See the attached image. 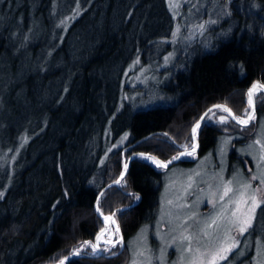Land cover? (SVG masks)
<instances>
[{
    "label": "trees",
    "instance_id": "16d2710c",
    "mask_svg": "<svg viewBox=\"0 0 264 264\" xmlns=\"http://www.w3.org/2000/svg\"><path fill=\"white\" fill-rule=\"evenodd\" d=\"M35 1L41 5L36 14L49 17L59 9V17L73 15L59 30L60 43L48 57L55 53L73 61L68 81L58 80L53 92L52 82L63 71L60 66L43 68L46 57L38 73L28 74L24 94L34 96L38 105L27 107L33 113L21 124L13 123L20 119L15 104L20 88L0 92V100L5 103V97L8 105V113L1 116L5 125L0 136V187L5 190L0 196V264L55 262L92 239L102 225L93 208L97 193L118 176L131 152L171 158L190 143V127L206 107L224 102L240 117L248 109V85L256 78L264 83V0L227 2L229 13L219 22L227 23L224 34L209 48L181 58L163 86L168 100L137 108L125 103L119 110L125 87L121 78L128 64L135 58L146 62V56L170 36L173 19L166 0H73L69 5L28 0L26 8ZM27 29L25 23L22 30ZM2 48L0 44V53ZM158 49L157 56L165 50ZM108 73L114 80H104ZM36 78L41 79L39 84ZM263 113L264 93L257 92L255 120L247 126L230 119L208 121L206 115L197 129V152L176 163L193 164L214 149L223 133H238L235 144L249 140ZM125 130L126 140L117 144ZM16 149V158L7 165L6 156ZM229 157L240 162L246 158L234 145ZM242 166L246 169L243 162ZM161 182L162 168L133 157L121 182L106 187L97 198L102 212L114 214L121 242L113 253L76 256L67 264L127 263V241L142 223L153 220ZM262 215L264 200L258 207V217Z\"/></svg>",
    "mask_w": 264,
    "mask_h": 264
},
{
    "label": "rangeland",
    "instance_id": "374dc122",
    "mask_svg": "<svg viewBox=\"0 0 264 264\" xmlns=\"http://www.w3.org/2000/svg\"><path fill=\"white\" fill-rule=\"evenodd\" d=\"M27 1L0 0V44H3L0 53V92L7 93L12 88H20L15 100L20 119L13 121L14 124H21L26 116L33 113L28 106L38 105H34V96L30 98L24 94L25 83L29 82L28 74L38 73V67L46 57L48 61L43 68L60 66L63 71L61 76L54 78L55 81L52 82L53 92L58 80L68 81L69 68L73 61L70 57L65 59L55 53L53 58L48 59L49 53L60 43L59 30H64L73 15L63 14L59 17V9L49 17L44 12L36 14L38 8H41L39 1L26 8ZM228 1L166 0L173 25L170 36L164 38L158 47L165 50L157 56L160 51L156 48L152 51L153 54L151 52L146 56H149L146 62L135 58L128 64L121 78V85L125 87L121 90L116 110L122 108L125 103L131 108H137L168 100L163 86L172 72L181 65V58L188 57L199 49L209 48L213 41L215 43L224 34L227 23L222 26L219 22L229 13ZM72 2L73 0H59V3L66 5ZM24 15L29 18L28 21L24 20ZM25 23L29 24V29L24 33L22 27ZM12 64L16 66L14 70H11ZM108 78L114 80L113 73H108L104 80ZM34 82L39 84L41 79L36 78ZM36 99L39 102L38 94ZM3 101L6 103L7 99L3 97ZM5 103L0 100V136H4L2 129L5 125L1 116L8 113V105ZM208 113V121L220 122V117H225L226 121L231 120L229 115L220 109ZM240 117L243 118L244 115ZM203 121L204 119L200 124ZM127 134V130L123 131L117 139V144H122ZM239 136L238 133L220 134L214 149L198 157L193 164L175 162L162 168L155 216L151 222L142 223L129 237V257L125 264H207L217 249L230 243L226 240L229 236L237 242V248L233 249L235 256L220 260L217 264H264V215L258 217L257 207L252 226L243 235L238 233L231 216L236 207L235 201L242 198L247 200L253 194L256 195L259 206L264 200V160L261 159L264 156V113L258 118L249 140L235 144L234 139ZM191 144L192 137L190 143L182 147H190ZM233 145L236 151L250 162L246 158L241 162L231 159L229 151ZM17 150L11 152L8 157L5 155L7 165L16 158ZM196 152L184 155L183 158L193 156ZM230 162L232 169H229ZM242 162L246 169H243ZM246 185L248 187H245ZM225 186L231 187L232 192L221 199ZM4 188L0 187V193L3 194ZM242 207L246 210V206ZM118 226L111 224V240L121 242L120 230L116 232ZM184 237L190 239L186 240ZM84 241L93 242V238ZM83 242L75 249L80 248ZM100 247L102 254L113 253L115 248L103 242H100ZM104 248L110 250L105 252ZM82 251L90 253L91 248H84ZM231 252L227 253V258Z\"/></svg>",
    "mask_w": 264,
    "mask_h": 264
},
{
    "label": "snow or ice",
    "instance_id": "6c2138e0",
    "mask_svg": "<svg viewBox=\"0 0 264 264\" xmlns=\"http://www.w3.org/2000/svg\"><path fill=\"white\" fill-rule=\"evenodd\" d=\"M201 27H203V25H201ZM264 89V85L262 84H258V83H254L252 85V87L248 90L247 93V97H248V106L250 109L254 108V101H253V96L254 94L261 90ZM214 108H218L226 113H228L229 116H231V118L233 120H235L238 124L242 125V126H246L247 124H249V122H251L252 120L255 119V115H254V111L250 112V111H245L244 113V117H238L236 115H234L231 110L229 108H227L226 106L223 105H215ZM213 111V109H209L208 112L211 113ZM207 115V113L205 114V116ZM205 117H201V120H203ZM220 122L221 123H225L226 119L225 117H220ZM200 127V123L199 121L196 123L195 126L192 127L191 129V133H192V140L194 141L196 138V134H197V129ZM192 151H186L185 153H181L180 155H192L193 152L195 151L196 145L195 143H193L191 145ZM149 160L152 161V163H154L158 168H166L168 163H171V161L168 162H162L157 160L155 157H147ZM180 159V156H173L172 160H178ZM262 160H264V156L261 157ZM125 168H127V165H125ZM124 173H121V179L123 178ZM256 177H253V179H255ZM121 182L120 179L116 180L115 183L119 184ZM245 187H248L247 185ZM232 192V188L225 186L224 188V193L223 196H221V199H223L225 196H228V194ZM3 194L0 193V196H2ZM243 196V194H242ZM236 204L235 209L232 211L231 216L233 217V223L237 226V231L240 235H243L248 228H250L252 226L253 223V218H254V213L256 211V208L259 207V202L257 201V197L255 194L251 195L250 197H248L247 200L245 199H241L239 201H235L234 202ZM242 206H246V210L245 208H243ZM97 211L99 212L100 209L99 207H97ZM104 220L105 222H111V223H115V220L113 219V216H104ZM213 223H216V221H213ZM209 227H211V225H209ZM107 231V229H101V231L97 234L96 236V242L93 243L91 241H84L83 244L81 245L80 248L76 249V251L73 253V255H79L81 253V251L84 248H91V252L92 254H96L98 251H100V242L102 241L104 244L109 245L110 247H115L116 244L120 243L119 240L113 241L110 239H104L105 236V232ZM116 232H119V228H116ZM184 239H190L189 237H184ZM227 241H230V243H227L226 245H222L219 249L216 250V252H214L211 257L208 259L207 264H217L218 261L220 260H226L227 259V253L231 252L233 249L237 248V242L232 238V237H226ZM109 248H104L103 251L107 252L109 251ZM68 257H65L64 260H60L59 264H65V260H67Z\"/></svg>",
    "mask_w": 264,
    "mask_h": 264
},
{
    "label": "water",
    "instance_id": "95a60500",
    "mask_svg": "<svg viewBox=\"0 0 264 264\" xmlns=\"http://www.w3.org/2000/svg\"><path fill=\"white\" fill-rule=\"evenodd\" d=\"M254 83H258V84H262V85H264L259 79H253L252 81H251V83L248 85V87H247V93H248V90L252 87V85L254 84ZM259 91H263L264 92V89H261V90H259ZM258 92V91H257ZM253 101H254V108L253 109H248V111H250V112H253V111H255V94H254V96H253ZM215 105H223V106H226L227 108H229L230 110H231V112L235 115V113H234V111H233V109L228 105V104H226V103H224V102H215V103H212V104H210L208 107H206L203 111H202V113L199 115V117L197 118V120L192 124V126H191V129H192V127L193 126H195L196 125V123L199 121V123L202 121L201 120V117H205V114L208 112V110L209 109H212V108H214V106ZM228 114V113H227ZM230 118H231V116H229ZM231 120H233L232 118H231ZM234 122H236L235 120H233ZM237 123V122H236ZM198 132H197V134H196V138H195V140L193 141L192 140V144L193 143H195V145H196V148H195V151L194 152H196L197 150H198V147H199V140H198ZM191 137H192V133H191ZM191 144V145H192ZM186 151H189V152H191L192 151V148H191V146L190 147H182L174 156H180V159H182L183 158V156L184 155H180L181 153H185ZM135 156H139V157H142V158H144V159H146L147 161H149V162H151L152 163V161L151 160H149L147 157H155L157 160H159V161H162V162H168V161H171V163H168V165L167 166H169L170 164H173V163H175V162H177V161H179L180 159H178V160H172V157L171 158H169V159H162L161 157H159V156H157V155H155V154H153V153H151V152H148V151H142V150H136V151H133V152H131L129 155H128V157H127V159H126V161H125V163L123 164V167H122V169H121V171H120V173L118 174V176L116 177V178H114V179H112V180H110V181H108L107 183H105V185L102 187V188H100V190L98 191V193H97V196H96V199L94 200V202H93V208H94V210H95V212L97 213V215L100 217V219L102 220V226L101 227H99L98 229H97V231L95 232V234H94V236H93V243H95L96 242V236H97V234L101 231V229L104 227V223H103V219H102V217H104V216H113V219L115 220V225H117L118 226V224H117V222H116V219H115V217H114V214L112 213V212H109V213H104V212H102L101 210L98 212L97 211V198L101 195V193L104 191V189L106 188V187H108V186H110V185H112V184H117V183H115V181L116 180H118V179H120L121 180V173H124V175H123V177L125 176V174H126V172H127V170H128V167H129V165H130V162H131V159L133 158V157H135ZM154 166H156L154 163H152ZM125 165H127V168H125ZM134 202H136V201H134ZM133 202V203H134ZM133 203H131V204H133ZM119 227V226H118ZM78 249V248H77ZM100 249H101V247H100ZM76 251V249H73L71 252H69L68 254H66V255H64L61 259H59V260H57V261H55V262H46V263H44V264H56L57 262H59L60 260H64V258L65 257H68V259L67 260H65V264H67L68 263V261L71 259V258H73V257H76V256H94V255H98V254H102V251L100 250V251H98L96 254H92V252H90V253H88V252H83V251H81V253L79 254V255H73V253Z\"/></svg>",
    "mask_w": 264,
    "mask_h": 264
},
{
    "label": "bare ground",
    "instance_id": "6f19581e",
    "mask_svg": "<svg viewBox=\"0 0 264 264\" xmlns=\"http://www.w3.org/2000/svg\"><path fill=\"white\" fill-rule=\"evenodd\" d=\"M157 61V60H156ZM150 62V61H149ZM155 62V61H154ZM171 66V65H170ZM167 67V66H166ZM169 68V67H168ZM170 69V68H169ZM164 71V70H163ZM127 90V89H126ZM122 96V95H121ZM102 219H103V222H104V229L106 228L107 229V233L105 234V236H104V239H110L111 240V236L113 235V229H112V227H111V222H105V220H104V217H102ZM102 242V241H101ZM56 264H59V262H57Z\"/></svg>",
    "mask_w": 264,
    "mask_h": 264
}]
</instances>
